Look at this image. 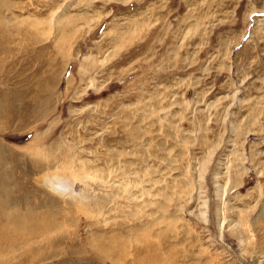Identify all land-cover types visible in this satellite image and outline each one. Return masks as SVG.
Returning <instances> with one entry per match:
<instances>
[{"label": "rangeland", "instance_id": "374dc122", "mask_svg": "<svg viewBox=\"0 0 264 264\" xmlns=\"http://www.w3.org/2000/svg\"><path fill=\"white\" fill-rule=\"evenodd\" d=\"M264 264V0H0V264Z\"/></svg>", "mask_w": 264, "mask_h": 264}, {"label": "bare ground", "instance_id": "6f19581e", "mask_svg": "<svg viewBox=\"0 0 264 264\" xmlns=\"http://www.w3.org/2000/svg\"><path fill=\"white\" fill-rule=\"evenodd\" d=\"M165 261V259H162V255H161V264H165L163 263Z\"/></svg>", "mask_w": 264, "mask_h": 264}]
</instances>
